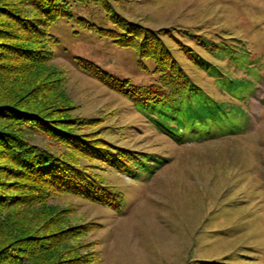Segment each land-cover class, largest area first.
Here are the masks:
<instances>
[{"label": "rangeland", "instance_id": "1", "mask_svg": "<svg viewBox=\"0 0 264 264\" xmlns=\"http://www.w3.org/2000/svg\"><path fill=\"white\" fill-rule=\"evenodd\" d=\"M10 1L28 16L37 14L29 0ZM109 1L130 19L165 28L173 55L210 95L235 106L240 126L234 134L213 137L199 123L188 122L181 131L189 139L182 141L157 129L130 98L83 72L74 56L136 83L155 80L153 60L147 57L149 68L142 69L131 47L81 27L80 15L101 25L110 22L99 4L72 2V17L50 23L58 37L50 58L25 64L23 80L17 75L0 80V99L19 97L14 91L21 88L19 79L29 96L38 97V87L50 90L49 102L68 105V113L91 119L109 140L156 159L131 176L95 161L103 180L123 192L120 210L63 192L29 208L1 212L0 247L20 231L38 227L49 235L39 244L46 240L49 247L27 264H264V0ZM3 21L21 37L35 31L0 14ZM197 38L219 46H201ZM177 39L199 51L208 70L187 59ZM29 136L51 143L39 131Z\"/></svg>", "mask_w": 264, "mask_h": 264}, {"label": "trees", "instance_id": "2", "mask_svg": "<svg viewBox=\"0 0 264 264\" xmlns=\"http://www.w3.org/2000/svg\"><path fill=\"white\" fill-rule=\"evenodd\" d=\"M76 1L99 4L106 14L105 20L110 22L109 25H101L80 15L76 19L81 27L94 28L99 36L107 37L120 46L131 47L142 69L149 68L145 59L150 57L153 60L151 70L156 77L147 83H136L128 76L108 71L89 58L75 55V63L83 72L130 98L157 129L170 133L179 141L189 139L186 132L181 131L188 122L191 125L199 123V128L207 136L236 132L240 125L235 124L238 117L232 109L235 106L213 97L195 81L166 43L163 37L168 34L163 31L166 29L153 28L126 17L109 0H29L37 12L32 16L23 13L24 8L13 7L12 1L0 0V14L35 29H29L27 35L21 37L18 32L7 30L4 21L3 25L0 23V80H14L12 76L16 75L22 79L25 64L35 59L38 65L41 60L50 58L51 47L58 41L57 35L49 29L50 23L61 16L72 17L70 4ZM208 41L196 39L207 48L219 46L218 42ZM175 45L194 65L203 70L208 67L193 46L179 39ZM215 77L220 86L234 91L235 87L222 83V77ZM21 79V88L14 90L16 95L20 93L19 97L0 99V174L7 175L0 176V213L29 208L63 192L120 210L124 203L123 192L103 180L96 171L95 161L131 176L137 174L138 168L156 159L155 155L109 140L98 127L93 128L91 119L76 118L68 113V105L49 102L46 92L50 90L38 87L40 95L29 96L28 91L23 92L26 84ZM33 131L43 133L51 143L46 145L31 140L29 133ZM42 234L44 231H39L38 227L28 228L6 241L0 247V264L6 261L9 264H27L35 254L41 257V251L49 247L46 240L39 244V239L49 237ZM57 239L54 238L51 245Z\"/></svg>", "mask_w": 264, "mask_h": 264}]
</instances>
